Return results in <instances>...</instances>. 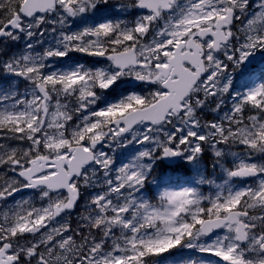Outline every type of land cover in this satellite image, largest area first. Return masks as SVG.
Masks as SVG:
<instances>
[{
  "label": "snow or ice",
  "instance_id": "1",
  "mask_svg": "<svg viewBox=\"0 0 264 264\" xmlns=\"http://www.w3.org/2000/svg\"><path fill=\"white\" fill-rule=\"evenodd\" d=\"M20 40L0 60V264H264V0H0V42ZM178 161L197 178L152 202Z\"/></svg>",
  "mask_w": 264,
  "mask_h": 264
},
{
  "label": "rangeland",
  "instance_id": "2",
  "mask_svg": "<svg viewBox=\"0 0 264 264\" xmlns=\"http://www.w3.org/2000/svg\"><path fill=\"white\" fill-rule=\"evenodd\" d=\"M113 2L116 3V2H118V0H113ZM128 19L131 20V19H133V17L129 16ZM88 23L90 24V23H92V21H88ZM24 44H25V41L24 40H20L18 42H6V43L1 42L0 43V55L2 53H4L5 51H6V54H7L6 55V58L5 59H1V60H6V59H8L9 56H12V55L17 54L18 52H20L23 49ZM37 51H43V49L41 47L37 46ZM71 56L73 57V59L77 57L76 60H79L80 62H88V61H90V60L93 59L91 57H87V56H84L83 54H79V53L78 54L71 53ZM69 63H71V61H69ZM260 66H261V64H260V60H259V61H257L255 67L257 69H259ZM257 75H259V72L258 71H257ZM2 83L3 82H1V80H0V84H2ZM20 87H21V90H23V85H21ZM229 106H230V102H229ZM213 115H215V114L214 113H211V112H208V113L205 114L204 119H206V120L212 119ZM131 147L132 146H129L128 149H117L116 155H117L118 160L119 159H124L125 156L127 155V152L131 149ZM233 150L234 151H239L238 148H234ZM207 155L210 156L212 154L211 153H208ZM207 161L206 160L204 161L202 159V167L205 169V174H209L210 175V174H212V171H213L211 169V167H210L211 159L208 157L207 158ZM189 169H190V172L191 173H194L193 170L190 167H189ZM194 176L196 177L195 173H194ZM191 177H192V175L188 176L187 178H190L191 179ZM196 178L193 177L191 179V181L195 180ZM214 178L217 180L218 183L221 182L222 173H220V171L217 170ZM159 190L160 189L158 188L157 194H158V191ZM201 190L205 193V195H211L212 192L215 191L214 186H208V185H205V189L204 190L201 189ZM145 196H146V194H145ZM17 198H19V197H17ZM173 251L175 253L171 254L170 256H168L166 258H163V260H160L161 261V264H172L173 258L179 256L177 254H181V255L182 254H186L189 250H183L182 251L180 249H173ZM195 255L197 257H199L200 255H204V258L205 259H215V258H213V257H211L210 255H207V254H198V253H196Z\"/></svg>",
  "mask_w": 264,
  "mask_h": 264
},
{
  "label": "trees",
  "instance_id": "3",
  "mask_svg": "<svg viewBox=\"0 0 264 264\" xmlns=\"http://www.w3.org/2000/svg\"><path fill=\"white\" fill-rule=\"evenodd\" d=\"M5 83H6V81H5Z\"/></svg>",
  "mask_w": 264,
  "mask_h": 264
}]
</instances>
